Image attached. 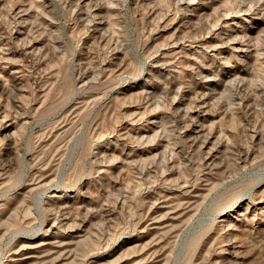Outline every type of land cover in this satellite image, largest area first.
Instances as JSON below:
<instances>
[{
  "label": "rangeland",
  "instance_id": "rangeland-1",
  "mask_svg": "<svg viewBox=\"0 0 264 264\" xmlns=\"http://www.w3.org/2000/svg\"><path fill=\"white\" fill-rule=\"evenodd\" d=\"M0 264H264V0H0Z\"/></svg>",
  "mask_w": 264,
  "mask_h": 264
}]
</instances>
